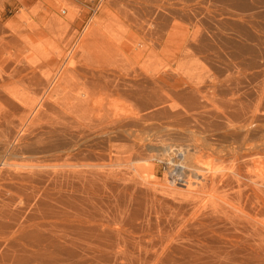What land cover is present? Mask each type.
<instances>
[{
	"label": "rangeland",
	"instance_id": "374dc122",
	"mask_svg": "<svg viewBox=\"0 0 264 264\" xmlns=\"http://www.w3.org/2000/svg\"><path fill=\"white\" fill-rule=\"evenodd\" d=\"M0 264H264V0H0Z\"/></svg>",
	"mask_w": 264,
	"mask_h": 264
},
{
	"label": "bare ground",
	"instance_id": "6f19581e",
	"mask_svg": "<svg viewBox=\"0 0 264 264\" xmlns=\"http://www.w3.org/2000/svg\"><path fill=\"white\" fill-rule=\"evenodd\" d=\"M31 107V106H30ZM3 148V147H2ZM6 149V148H5ZM6 151V150H5ZM173 151V150H172ZM174 154V153H173ZM165 155H167L168 157H173V155H171V153L169 152L168 153V151H167V153L165 154ZM176 155V154H175ZM167 163L166 164H168L169 166H171L172 168H171V170H172V174H174V175H176L178 172H179V167L177 166V165H174V160H172V161H166ZM166 164H165V166H166ZM175 171V172H174ZM177 178H179V177H177ZM180 182V181H179Z\"/></svg>",
	"mask_w": 264,
	"mask_h": 264
},
{
	"label": "built area",
	"instance_id": "2783aa9c",
	"mask_svg": "<svg viewBox=\"0 0 264 264\" xmlns=\"http://www.w3.org/2000/svg\"><path fill=\"white\" fill-rule=\"evenodd\" d=\"M163 169L166 170V171L170 174V177H171L172 179H177V176L171 173L172 170H171V167H170V166L167 165V166H165Z\"/></svg>",
	"mask_w": 264,
	"mask_h": 264
}]
</instances>
